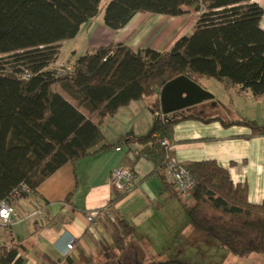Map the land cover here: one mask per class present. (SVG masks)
I'll list each match as a JSON object with an SVG mask.
<instances>
[{
	"label": "trees",
	"instance_id": "16d2710c",
	"mask_svg": "<svg viewBox=\"0 0 264 264\" xmlns=\"http://www.w3.org/2000/svg\"><path fill=\"white\" fill-rule=\"evenodd\" d=\"M100 1L0 0V200L21 183L35 192L63 164L114 146L106 143L100 128L104 118L148 97L155 98L158 109L160 88L176 76L199 84L214 78L235 86L238 93L264 95L263 10L251 0H108L102 20L112 30L124 27L137 12L177 16L185 7L198 12L195 29L164 51H134L124 43L98 46L69 64V72L58 74L50 66L58 58L60 43L99 14ZM189 109L156 114L149 129L133 137L139 145L136 154L153 164L163 183L160 193L180 202L196 230L234 256L264 253V201L250 202L245 187L234 184L228 170L213 159L181 162L194 187L188 193L175 190L165 171L173 149L161 145L163 138H172L174 124L188 118L243 124L255 133H263L264 125L248 118H203ZM123 194L116 191L109 204ZM132 234L129 222L116 215L111 243H100L103 255L108 247L124 252ZM81 258L92 264L83 252ZM21 263L18 249L0 242V264ZM145 264L187 263L148 259Z\"/></svg>",
	"mask_w": 264,
	"mask_h": 264
},
{
	"label": "crops",
	"instance_id": "0c3cea01",
	"mask_svg": "<svg viewBox=\"0 0 264 264\" xmlns=\"http://www.w3.org/2000/svg\"><path fill=\"white\" fill-rule=\"evenodd\" d=\"M251 1L263 10L260 27L264 29V0ZM197 15L192 7H185V13L177 16L137 12L124 27L112 30L98 14L82 24L73 38L60 43L58 58L52 65L71 64L78 56L112 43H124L134 51L145 47L169 50L179 37L194 31ZM209 81L202 79L200 85L206 88ZM231 86L241 100L237 108H219L214 113L211 110L214 105L204 102L192 106L193 111L189 112L203 118L218 115L224 121L248 118L264 125V95L238 93ZM156 114L163 116L154 97L134 100L118 108L100 123L106 143L114 146L63 164L35 192L16 202V216L2 232L1 242L18 249L21 264H80L81 252L92 257L96 245H101V241H95L96 233L104 229L108 220L114 222L116 215L129 222L133 233L136 229H188L184 239L191 246L201 240L202 233L193 227L180 204L175 205V197L167 198L160 193L163 183L154 173L153 164L136 154L139 145L133 137L144 134ZM93 121L97 122V118L93 117ZM171 140L173 155L180 162L213 159L228 170L234 184L245 187L250 202L264 201V132L255 133L243 124L224 125L218 120L188 118L174 124ZM123 163L132 166L135 185L110 205L116 193L110 184V172ZM101 208L104 214L95 223H89L87 214ZM36 209L41 210L40 217H26ZM69 241L74 243L72 249H67ZM159 243L158 240L152 244L143 241L140 246L131 243L126 250L135 253L140 264L148 259L184 261L175 243L165 248H160Z\"/></svg>",
	"mask_w": 264,
	"mask_h": 264
},
{
	"label": "rangeland",
	"instance_id": "374dc122",
	"mask_svg": "<svg viewBox=\"0 0 264 264\" xmlns=\"http://www.w3.org/2000/svg\"><path fill=\"white\" fill-rule=\"evenodd\" d=\"M107 2L108 0L100 1V16L102 15L103 9ZM62 65L69 64L66 62L55 66L51 65L50 68L59 69L62 67ZM53 88L55 90L61 91L67 99L73 101V99L64 91V89L60 87L59 84H54ZM205 89L213 95V98L205 100L201 103L208 102L209 105H214L211 109L214 113L218 112L219 108L233 110L234 108H237V103L241 101L240 98L236 96L235 90L230 84L223 83L217 79L210 78V81L206 82ZM80 109L84 112L86 111L82 107ZM190 109L193 111V108ZM177 201L178 200L175 198L173 202L175 205H177V207H179L180 203H176ZM112 225L113 222L108 220L104 224V229H101L98 231V233H96L95 241H102L108 244L111 243L110 232L112 230ZM187 231L188 229H136V231H134L135 233L132 234L131 239L127 244V248L131 243H134L136 246H140L142 245L141 243L143 241H148L152 244V242L158 240L160 242V248L169 247V245L175 243L178 249L177 251L181 253V258L184 260L183 262L187 264H264V253H251L246 257L240 258L230 254L223 247L218 246V244L212 238L206 236L203 233L201 240H199L197 244L193 243L195 246H191L188 240L184 239ZM198 233L201 234L200 231ZM174 234L177 235V238ZM96 248L97 251H95L91 257L93 262L92 264H105V256L103 253L99 252V250H102L103 248L102 245H99V247L96 245ZM127 251L132 254L130 249H127ZM104 252L110 256L112 264H118L116 262V257L120 256L122 252L113 247H108V249ZM80 264L85 263L81 261Z\"/></svg>",
	"mask_w": 264,
	"mask_h": 264
},
{
	"label": "built area",
	"instance_id": "2783aa9c",
	"mask_svg": "<svg viewBox=\"0 0 264 264\" xmlns=\"http://www.w3.org/2000/svg\"><path fill=\"white\" fill-rule=\"evenodd\" d=\"M199 4H202V0H197ZM71 69L70 65H62L57 69L58 74H65ZM29 74L25 73L24 77H28ZM161 145L166 150L173 149V143L171 138H163L161 140ZM165 171L167 179L172 184L173 188L181 193H188L194 187V181L188 172V170L182 165V163L174 156H167L165 161ZM135 173L131 165L129 164H119L115 166L110 172V184L114 191L119 193H127L135 185ZM30 193V188L21 183L18 187L13 189L7 198L0 200V242L1 234L5 231L13 222L16 216V202L23 196ZM104 214V209H96L87 214V220L89 223L93 224L96 222L98 217ZM42 212L40 209L33 210L29 212L26 217H40ZM73 241L67 243V249H72Z\"/></svg>",
	"mask_w": 264,
	"mask_h": 264
},
{
	"label": "water",
	"instance_id": "95a60500",
	"mask_svg": "<svg viewBox=\"0 0 264 264\" xmlns=\"http://www.w3.org/2000/svg\"><path fill=\"white\" fill-rule=\"evenodd\" d=\"M212 98L213 95L199 83L185 75H179L160 88L159 110L162 115L177 114Z\"/></svg>",
	"mask_w": 264,
	"mask_h": 264
},
{
	"label": "flooded vegetation",
	"instance_id": "af4514ba",
	"mask_svg": "<svg viewBox=\"0 0 264 264\" xmlns=\"http://www.w3.org/2000/svg\"><path fill=\"white\" fill-rule=\"evenodd\" d=\"M105 264H112L110 256L107 254L105 256ZM116 262L118 264H140L139 259L135 255V253H129L127 250L122 252V254L116 257Z\"/></svg>",
	"mask_w": 264,
	"mask_h": 264
}]
</instances>
